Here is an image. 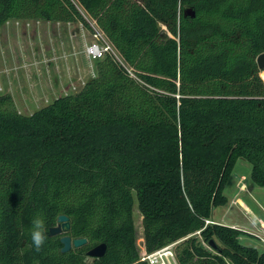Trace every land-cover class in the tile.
I'll return each instance as SVG.
<instances>
[{"label": "trees", "instance_id": "1", "mask_svg": "<svg viewBox=\"0 0 264 264\" xmlns=\"http://www.w3.org/2000/svg\"><path fill=\"white\" fill-rule=\"evenodd\" d=\"M75 1L140 80L106 56L82 90L32 114L0 94V264H151L134 194L148 255L173 245L177 264H264V250L240 240L250 233L213 220L239 159L264 187V0H0V29L89 27ZM62 214L70 230L52 236ZM63 235L88 243L62 252ZM101 243L105 255L88 261Z\"/></svg>", "mask_w": 264, "mask_h": 264}, {"label": "rangeland", "instance_id": "2", "mask_svg": "<svg viewBox=\"0 0 264 264\" xmlns=\"http://www.w3.org/2000/svg\"><path fill=\"white\" fill-rule=\"evenodd\" d=\"M0 37V94H11L21 113L32 114L59 96L77 93L75 86L76 90H80L84 81L96 75L97 61L91 62L86 54L87 45L94 39L92 31L86 25L82 27L80 21L59 24L56 21L13 19L1 27ZM263 75L264 72H261V78ZM251 172L250 162L243 159L237 161L224 191L229 202L214 208L215 222L228 226L240 224L246 230H253L255 224L251 226V223L259 216L245 210L240 201L248 209L247 205L262 213L260 216L264 219V187L254 183ZM134 219L140 255L148 258L143 237V217L136 194ZM243 236H247L241 239L243 244L264 250L254 237ZM172 255L173 264H177L174 253ZM153 259L156 264L162 262L158 254ZM92 260L88 258V261Z\"/></svg>", "mask_w": 264, "mask_h": 264}, {"label": "built area", "instance_id": "3", "mask_svg": "<svg viewBox=\"0 0 264 264\" xmlns=\"http://www.w3.org/2000/svg\"><path fill=\"white\" fill-rule=\"evenodd\" d=\"M76 5H78L77 1ZM80 11L82 12L83 16L85 17L87 23L89 24L88 29L90 31H92V35H93V41L92 43L88 44L86 47V54L88 59L93 62V61H97V60H101L104 59L106 56H110L112 57L114 60H116L120 65H122L127 72L130 74V76H132L135 79L140 80L135 72L133 67H131L124 59V57L121 55V53L116 49V47L113 45V43L109 40V38L106 36V34L104 33V31L99 27L97 21L95 19H93L86 11H84V9L82 7H80L78 5ZM10 21V20H9ZM9 21L7 23H9ZM40 21V20H37ZM51 22V21H49ZM59 24H61V21H56ZM72 22H68V24H71ZM82 24V27L85 26V24L83 22H80ZM34 64V63H33ZM37 64V63H35ZM95 75V73H94ZM88 81V80H87ZM87 81L83 82L82 88L86 85ZM82 88L80 90H82ZM77 86L74 87L75 92H79L80 90H76ZM2 90V89H0ZM210 221H208L209 223ZM255 223V228L253 230H246L244 228H239L245 232L250 233L252 237H254L258 243H261V245L264 247V221L260 220L259 218H257V220L253 221ZM253 223V224H254ZM237 228V227H236ZM243 236V235H242ZM241 236V237H242ZM173 245L167 246L164 249H171ZM162 249V250H164ZM160 250V251H162ZM172 250V249H171ZM156 252L154 254L148 255V258L145 257L143 259H148L151 264H154V260L153 258H155V256L160 252ZM172 254L173 252L170 251Z\"/></svg>", "mask_w": 264, "mask_h": 264}, {"label": "water", "instance_id": "4", "mask_svg": "<svg viewBox=\"0 0 264 264\" xmlns=\"http://www.w3.org/2000/svg\"><path fill=\"white\" fill-rule=\"evenodd\" d=\"M185 16H191L192 18H194L196 17V12L194 9L188 8L185 10ZM257 63L259 69L261 71H264V53L260 54L257 57ZM70 227H71V222L69 220V217L67 215L62 214L58 217L57 225L50 229V234L52 236L62 235L64 233H67L70 230ZM61 242L63 244L62 252H67L72 248H78L86 245L88 243V239L86 237L72 238L69 235H63L61 237ZM106 251H107L106 243H101L91 248L87 252V255L91 258H101L105 255Z\"/></svg>", "mask_w": 264, "mask_h": 264}, {"label": "clouds", "instance_id": "5", "mask_svg": "<svg viewBox=\"0 0 264 264\" xmlns=\"http://www.w3.org/2000/svg\"><path fill=\"white\" fill-rule=\"evenodd\" d=\"M32 228L30 232L32 245L34 248L39 251L46 242V228L44 220L40 216L33 217L32 221Z\"/></svg>", "mask_w": 264, "mask_h": 264}, {"label": "crops", "instance_id": "6", "mask_svg": "<svg viewBox=\"0 0 264 264\" xmlns=\"http://www.w3.org/2000/svg\"><path fill=\"white\" fill-rule=\"evenodd\" d=\"M0 39H1V37H0ZM48 65V64H47ZM30 78H31V76H30ZM47 102H49V98L47 99ZM20 110H22L21 108H20ZM241 199V198H240ZM241 200H243V199H241ZM241 202V204H242V207H244V209L245 210H248L253 216H254V214L256 215V216H259V218H262V220H264L263 219V217H261L260 216V214H262V213H259V211H254L249 205H247L248 207H249V209L251 210H249L244 204H243V202L242 201H240ZM263 211H264V208H263ZM247 222L249 223L250 221H248L247 220ZM253 221H252V223H251V226L253 225ZM255 224V223H254ZM238 226H241L240 224H234V225H232V227H238ZM242 228H246V227H244V225H242L241 226ZM249 230H252V229H250V228H248ZM247 238V236H242V237H240V240L241 239H246ZM256 242H258L257 240H256ZM256 248H257V246H256Z\"/></svg>", "mask_w": 264, "mask_h": 264}, {"label": "bare ground", "instance_id": "7", "mask_svg": "<svg viewBox=\"0 0 264 264\" xmlns=\"http://www.w3.org/2000/svg\"><path fill=\"white\" fill-rule=\"evenodd\" d=\"M264 72V71H261ZM263 81H264V75L262 76ZM242 190H245V188H243ZM158 255L161 256L162 258V262L159 264H173L174 260L172 259V253L168 251V249H164L163 251L159 252ZM172 255V256H171ZM154 264H156L154 262Z\"/></svg>", "mask_w": 264, "mask_h": 264}]
</instances>
